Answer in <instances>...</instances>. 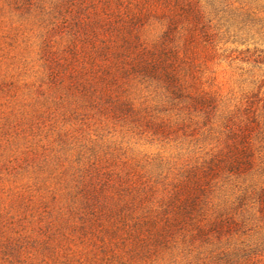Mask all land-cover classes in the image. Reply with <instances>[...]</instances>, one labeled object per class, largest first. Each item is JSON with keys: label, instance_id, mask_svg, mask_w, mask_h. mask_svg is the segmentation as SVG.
<instances>
[{"label": "rangeland", "instance_id": "374dc122", "mask_svg": "<svg viewBox=\"0 0 264 264\" xmlns=\"http://www.w3.org/2000/svg\"><path fill=\"white\" fill-rule=\"evenodd\" d=\"M192 1L212 40L176 61L172 93L98 56L85 15L0 0V264H264V0ZM233 150L239 171L200 172Z\"/></svg>", "mask_w": 264, "mask_h": 264}, {"label": "trees", "instance_id": "16d2710c", "mask_svg": "<svg viewBox=\"0 0 264 264\" xmlns=\"http://www.w3.org/2000/svg\"><path fill=\"white\" fill-rule=\"evenodd\" d=\"M211 3H223L225 0H208ZM54 0L49 13H57L64 18L85 15L86 20L73 21L76 31L82 30L83 38L89 42L90 48L98 55L108 60L121 72H134L142 77L162 80L167 90L175 91L176 61L180 57H188L193 44L210 43L212 35L207 24L203 21L197 3L192 0ZM88 7L92 11L87 12ZM224 22L231 26L237 22L239 30L252 22L248 15L232 14L223 16ZM237 18V19H236ZM155 20L164 26L157 41L147 46L139 39V28L145 23ZM249 23V24H248ZM248 24V25H247ZM178 33L182 40V56L178 48L172 45L174 35ZM77 38V37H74ZM191 100L196 104L202 97ZM264 109V106H263ZM264 136V135H263ZM235 148L236 144H232ZM235 150V149H234ZM230 151L211 158L200 172H216L227 167L229 172L239 171L245 164L246 158L239 151ZM202 180L200 177L190 187L184 197L179 200L180 206L191 209L197 205V188ZM186 189H183L184 192ZM221 215L196 226V235L206 233V229L222 227ZM158 234V233H157Z\"/></svg>", "mask_w": 264, "mask_h": 264}]
</instances>
